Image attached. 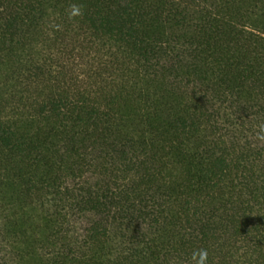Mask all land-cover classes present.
<instances>
[{"label": "trees", "instance_id": "1", "mask_svg": "<svg viewBox=\"0 0 264 264\" xmlns=\"http://www.w3.org/2000/svg\"><path fill=\"white\" fill-rule=\"evenodd\" d=\"M201 248L264 264V0H0V264Z\"/></svg>", "mask_w": 264, "mask_h": 264}, {"label": "clouds", "instance_id": "2", "mask_svg": "<svg viewBox=\"0 0 264 264\" xmlns=\"http://www.w3.org/2000/svg\"><path fill=\"white\" fill-rule=\"evenodd\" d=\"M72 16L80 15V10L78 8H74ZM191 260L195 262V264H207L208 262V251L206 249H197L194 250L191 256Z\"/></svg>", "mask_w": 264, "mask_h": 264}]
</instances>
